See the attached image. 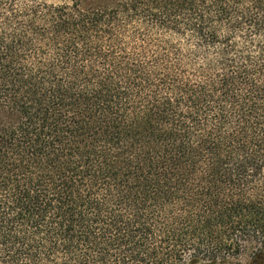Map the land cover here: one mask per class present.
<instances>
[{
	"label": "trees",
	"instance_id": "obj_1",
	"mask_svg": "<svg viewBox=\"0 0 264 264\" xmlns=\"http://www.w3.org/2000/svg\"><path fill=\"white\" fill-rule=\"evenodd\" d=\"M264 256V0H0V264Z\"/></svg>",
	"mask_w": 264,
	"mask_h": 264
},
{
	"label": "rangeland",
	"instance_id": "obj_2",
	"mask_svg": "<svg viewBox=\"0 0 264 264\" xmlns=\"http://www.w3.org/2000/svg\"><path fill=\"white\" fill-rule=\"evenodd\" d=\"M253 252V251H252ZM251 250L243 251L238 258H229L228 260L217 262L216 264H264V256L253 259Z\"/></svg>",
	"mask_w": 264,
	"mask_h": 264
}]
</instances>
